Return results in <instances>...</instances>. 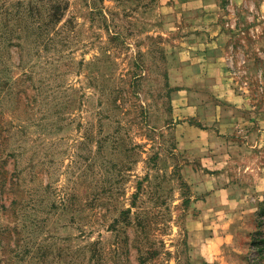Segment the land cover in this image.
I'll list each match as a JSON object with an SVG mask.
<instances>
[{"label": "rangeland", "instance_id": "374dc122", "mask_svg": "<svg viewBox=\"0 0 264 264\" xmlns=\"http://www.w3.org/2000/svg\"><path fill=\"white\" fill-rule=\"evenodd\" d=\"M0 264H264V0H0Z\"/></svg>", "mask_w": 264, "mask_h": 264}]
</instances>
